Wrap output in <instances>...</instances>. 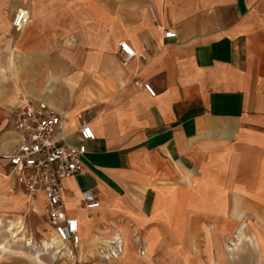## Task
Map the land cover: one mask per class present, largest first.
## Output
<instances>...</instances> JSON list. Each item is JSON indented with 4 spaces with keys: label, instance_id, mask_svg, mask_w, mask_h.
<instances>
[{
    "label": "crops",
    "instance_id": "0c3cea01",
    "mask_svg": "<svg viewBox=\"0 0 264 264\" xmlns=\"http://www.w3.org/2000/svg\"><path fill=\"white\" fill-rule=\"evenodd\" d=\"M122 41L142 58L123 64ZM19 96L46 102L71 144L81 122L93 133L60 184L92 264H264L224 247L264 254V0H0L2 196L22 194L4 178Z\"/></svg>",
    "mask_w": 264,
    "mask_h": 264
},
{
    "label": "built area",
    "instance_id": "2783aa9c",
    "mask_svg": "<svg viewBox=\"0 0 264 264\" xmlns=\"http://www.w3.org/2000/svg\"><path fill=\"white\" fill-rule=\"evenodd\" d=\"M28 22L26 11L18 9L11 19L15 31ZM163 39L175 37L173 30H166ZM145 50V45L140 42ZM120 60L128 63L136 54L125 42H118ZM135 90L144 91L154 97L147 83L135 82ZM12 130L17 136L15 149L6 156L4 178L12 180L29 199L40 194L44 200L42 215L59 244L75 248L79 243L77 221L64 214L60 193L63 180L81 171V158L85 154V143L93 140V133L87 123L81 122L76 129V144L69 142V136L62 133L59 115L43 100H31L19 96L13 106L6 109ZM79 205L87 212L98 208L99 202L90 191H83ZM119 253V248H117ZM113 255V254H112Z\"/></svg>",
    "mask_w": 264,
    "mask_h": 264
},
{
    "label": "rangeland",
    "instance_id": "374dc122",
    "mask_svg": "<svg viewBox=\"0 0 264 264\" xmlns=\"http://www.w3.org/2000/svg\"><path fill=\"white\" fill-rule=\"evenodd\" d=\"M34 204V199H29L14 189L4 196L0 195V245L5 247L4 251H0V264H92L95 262V257L93 260L88 259L92 257L90 250L74 251L73 248L63 245L64 250L55 255L53 250L44 249L43 242L49 241L51 231ZM12 232L16 235L11 236ZM240 238L241 236L237 239L232 236L224 243L227 253L235 254L231 260L246 262L258 259L264 262V254L260 258L257 251L252 254L241 253L243 239ZM247 245L254 248L251 240L247 241ZM67 252H70V256ZM103 255L107 256L105 253ZM222 261L225 262V257Z\"/></svg>",
    "mask_w": 264,
    "mask_h": 264
},
{
    "label": "bare ground",
    "instance_id": "6f19581e",
    "mask_svg": "<svg viewBox=\"0 0 264 264\" xmlns=\"http://www.w3.org/2000/svg\"><path fill=\"white\" fill-rule=\"evenodd\" d=\"M16 235V233L15 232H12L11 233V236H15ZM117 239V238H116ZM105 244L107 243V244H109L108 242H104ZM116 244H120V241L118 240V241H116L115 242ZM43 246H44V249H51V250H53L54 252H55V255H58V254H60V251H62V250H64L63 249V245H61V244H59L57 241H56V239L54 238V236H53V234L51 233V237L49 238V241H47V242H43ZM113 248V247H112ZM5 250V247L4 246H1L0 245V251H4ZM111 251H113V250H111ZM67 253H69V254H67L68 256H70V252H67ZM113 253V252H112ZM116 257V255L115 254H113V255H110V257Z\"/></svg>",
    "mask_w": 264,
    "mask_h": 264
}]
</instances>
